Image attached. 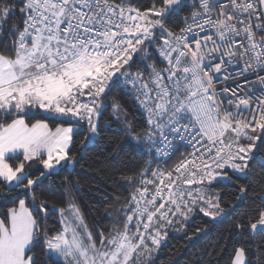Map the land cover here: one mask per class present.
Listing matches in <instances>:
<instances>
[{
	"label": "snow or ice",
	"instance_id": "1",
	"mask_svg": "<svg viewBox=\"0 0 264 264\" xmlns=\"http://www.w3.org/2000/svg\"><path fill=\"white\" fill-rule=\"evenodd\" d=\"M113 128L145 158L90 224L72 169ZM257 159L264 0H0V264H158L196 215L232 217L205 264H264Z\"/></svg>",
	"mask_w": 264,
	"mask_h": 264
},
{
	"label": "trees",
	"instance_id": "2",
	"mask_svg": "<svg viewBox=\"0 0 264 264\" xmlns=\"http://www.w3.org/2000/svg\"><path fill=\"white\" fill-rule=\"evenodd\" d=\"M124 103L128 119L135 125L142 123V116L134 102L125 98ZM144 158L142 151L126 137L119 135L115 128L106 131L102 138L88 147L86 154L81 150L77 151V164L72 173L79 181V190L74 191V196L90 224L94 222L98 225H107L106 211H113L107 209V205L115 195H127L118 174L135 168ZM250 165L253 168L252 177L245 183L248 184L250 191L259 192L261 181H264V167L261 166L259 159L250 162ZM58 185L59 178H54L51 184L45 183L50 204L60 205L63 202L62 190ZM234 193L235 189L228 182H224L222 195L226 199H231ZM258 198L249 197L250 200ZM2 205L3 201H0V217L4 211ZM231 221V216H225L217 221H211L202 215L193 216L184 232L170 233L168 246L158 254V264H205L208 260L206 254L213 248L217 239L227 233ZM55 223L53 219L49 226L53 227ZM197 228H206V231L195 233ZM185 233L191 238H186Z\"/></svg>",
	"mask_w": 264,
	"mask_h": 264
}]
</instances>
